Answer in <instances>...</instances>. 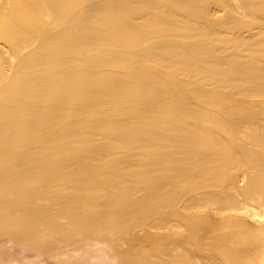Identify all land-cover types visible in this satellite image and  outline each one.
Listing matches in <instances>:
<instances>
[{"label":"bare ground","instance_id":"obj_1","mask_svg":"<svg viewBox=\"0 0 264 264\" xmlns=\"http://www.w3.org/2000/svg\"><path fill=\"white\" fill-rule=\"evenodd\" d=\"M0 238L264 264V0H0Z\"/></svg>","mask_w":264,"mask_h":264},{"label":"rangeland","instance_id":"obj_2","mask_svg":"<svg viewBox=\"0 0 264 264\" xmlns=\"http://www.w3.org/2000/svg\"><path fill=\"white\" fill-rule=\"evenodd\" d=\"M242 183L245 182V179L241 181ZM2 241V242H1ZM0 260H4L2 264H60L59 258H56L54 256H50L47 254H40L37 253L35 250H23L22 247L12 240H5L4 238H0ZM98 245V246H96ZM92 252L88 255H84L82 258H80V252L76 250V254L74 251V254L77 256V261L79 260L81 264H116L112 258L110 259L108 255L104 252L103 249H100L101 244H95L92 245ZM103 251V252H102ZM83 252V251H82ZM6 256V258H5ZM66 258V256H62V258ZM61 258V259H62ZM64 258V259H65ZM6 259V260H5ZM60 259V260H61ZM79 261L77 263H79ZM1 264V263H0ZM64 264V263H63ZM66 264V263H65Z\"/></svg>","mask_w":264,"mask_h":264}]
</instances>
